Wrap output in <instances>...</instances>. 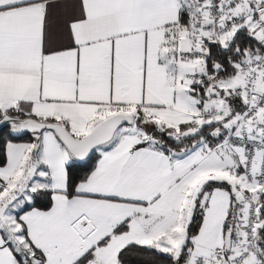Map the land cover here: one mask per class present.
<instances>
[{
	"label": "snow or ice",
	"instance_id": "1",
	"mask_svg": "<svg viewBox=\"0 0 264 264\" xmlns=\"http://www.w3.org/2000/svg\"><path fill=\"white\" fill-rule=\"evenodd\" d=\"M0 264H264V0H0Z\"/></svg>",
	"mask_w": 264,
	"mask_h": 264
}]
</instances>
